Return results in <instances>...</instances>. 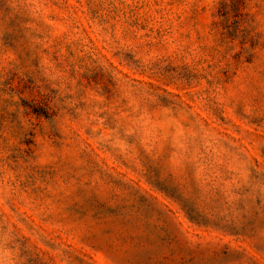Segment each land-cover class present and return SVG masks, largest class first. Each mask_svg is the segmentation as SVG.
Returning a JSON list of instances; mask_svg holds the SVG:
<instances>
[{
    "label": "rangeland",
    "instance_id": "rangeland-1",
    "mask_svg": "<svg viewBox=\"0 0 264 264\" xmlns=\"http://www.w3.org/2000/svg\"><path fill=\"white\" fill-rule=\"evenodd\" d=\"M0 264H264V0H0Z\"/></svg>",
    "mask_w": 264,
    "mask_h": 264
}]
</instances>
